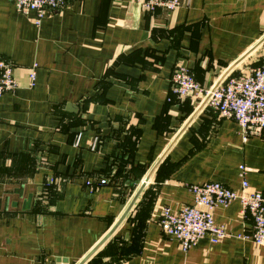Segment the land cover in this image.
I'll return each mask as SVG.
<instances>
[{"label": "crops", "instance_id": "1", "mask_svg": "<svg viewBox=\"0 0 264 264\" xmlns=\"http://www.w3.org/2000/svg\"><path fill=\"white\" fill-rule=\"evenodd\" d=\"M179 2L150 11L138 0L72 1L36 24L0 0V57L17 82L0 96V264H76L164 153L84 264H264V241L236 237L251 227L237 200L213 210L229 233L215 244L203 237L183 252L158 224L162 207L192 204L191 184L239 189L240 165L249 188L264 190V131L244 138L233 120L196 112L201 95L178 99L171 82L183 66L209 90L264 36V0Z\"/></svg>", "mask_w": 264, "mask_h": 264}, {"label": "built area", "instance_id": "2", "mask_svg": "<svg viewBox=\"0 0 264 264\" xmlns=\"http://www.w3.org/2000/svg\"><path fill=\"white\" fill-rule=\"evenodd\" d=\"M16 11L36 14L35 23L48 14L60 10L66 4L79 0H11ZM145 10L162 8L174 10L179 0H138ZM13 64L0 57V96L17 89L13 75ZM233 68L213 89L203 90L192 73L183 66H177L171 76L172 93L182 99L201 95V101L207 97L204 106L210 108L220 118L233 120L242 136L259 135L264 131V56L246 71ZM31 85L35 80V65L29 73ZM199 104V105H200ZM203 106V107H204ZM246 169L239 166L240 187L233 190L219 182H203L189 185L193 202L182 206L178 211L162 207L158 215V224L164 234L173 236L179 248L186 252L201 238L207 237L212 244L220 242L229 235L226 227L213 219V210L225 206L232 200L240 204V215L251 219V227L237 234V238L250 240L256 246L264 241V190L250 189L245 179ZM105 183L104 180L100 184Z\"/></svg>", "mask_w": 264, "mask_h": 264}, {"label": "water", "instance_id": "3", "mask_svg": "<svg viewBox=\"0 0 264 264\" xmlns=\"http://www.w3.org/2000/svg\"><path fill=\"white\" fill-rule=\"evenodd\" d=\"M262 42H264V36L256 44H254V46H252L250 48V50H248L245 54H243L240 58H238L235 62H233L221 74V76L218 78V80L215 82V84H213V87L211 89H213L216 85H218L233 68H235L250 52H252L254 49H256ZM206 99H207V97L199 105V107L196 110V112H198L204 106V104L206 102ZM164 154L154 164V166L151 168V170L147 173L146 177L144 178V180L142 181V183L140 184V186L136 190L135 194L133 195V197L129 201L127 207L125 208V210L123 211V213L121 214L119 219L114 223V225L109 229V231L97 242V244L93 248H91V250H89V252H87V254L85 256H83V258H81L76 264H84L96 252V250L112 235V233L117 228V226L123 221V219L127 216L129 211L132 209V207L135 204V202L137 201L142 189L144 188L145 184L148 182L152 172L154 171V169L156 168L158 163L161 161V159L164 156ZM56 262L58 264H67V260L66 259H57Z\"/></svg>", "mask_w": 264, "mask_h": 264}, {"label": "rangeland", "instance_id": "4", "mask_svg": "<svg viewBox=\"0 0 264 264\" xmlns=\"http://www.w3.org/2000/svg\"><path fill=\"white\" fill-rule=\"evenodd\" d=\"M261 44H262V46H263L262 49H258V50H257V48H259V46H260ZM261 44H260L256 49H254L252 52H250V53L248 54V55L253 54L254 56L256 55V56L254 57V58H256L255 61H258L262 56H264V42H262ZM248 55H247V56H248ZM247 56H246V57H247ZM246 57H245V58H246ZM255 61H254V62H255ZM254 62H253V63H254ZM242 65H243V64H242Z\"/></svg>", "mask_w": 264, "mask_h": 264}]
</instances>
